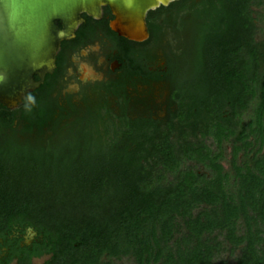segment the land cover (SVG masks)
<instances>
[{
  "label": "trees",
  "instance_id": "1",
  "mask_svg": "<svg viewBox=\"0 0 264 264\" xmlns=\"http://www.w3.org/2000/svg\"><path fill=\"white\" fill-rule=\"evenodd\" d=\"M104 22L117 81L61 105L62 52L22 105L0 106V264H264V0L160 7L140 48ZM126 85L149 105H126Z\"/></svg>",
  "mask_w": 264,
  "mask_h": 264
},
{
  "label": "water",
  "instance_id": "2",
  "mask_svg": "<svg viewBox=\"0 0 264 264\" xmlns=\"http://www.w3.org/2000/svg\"><path fill=\"white\" fill-rule=\"evenodd\" d=\"M176 1L0 0V106L16 110L53 74L61 43L75 37L81 15L99 20L107 8L113 33L143 43L149 38L147 14Z\"/></svg>",
  "mask_w": 264,
  "mask_h": 264
},
{
  "label": "flooded vegetation",
  "instance_id": "3",
  "mask_svg": "<svg viewBox=\"0 0 264 264\" xmlns=\"http://www.w3.org/2000/svg\"><path fill=\"white\" fill-rule=\"evenodd\" d=\"M81 17L84 22L81 23L75 32V37L71 40L63 41L61 43V48L56 58V67L52 74L54 75L55 71L57 70V60L60 54L63 52L66 57L63 71L60 73V76L57 79L55 78L59 94H54L55 97L61 101V105H66L68 102L71 105H78L83 98V92L87 91L88 95L92 97L94 96L92 93L93 88L98 86H107L112 82L117 81L123 74V62L119 59V48L112 42L110 38L107 37V35L97 23L105 21L104 23L110 30L109 23L113 19L110 11L107 8H103L102 17L99 20L92 19L86 15H81ZM89 19L92 21L90 24L94 28V33L89 36L90 38L87 37L88 40H85V42L80 45L76 46V44H71L77 39L78 32L83 26L87 25ZM116 36L119 37L118 35ZM143 43L135 44H138L136 47L140 48L141 46L139 45ZM143 60V58L137 57V61L139 63H143ZM35 80H37V77H35ZM125 92L127 94V99H129V102H127L126 105H149L150 103L147 100L144 101L145 96L142 94L144 93V87L126 85ZM105 95V93L101 94V96ZM135 97L136 99H141L142 102L139 103L138 100L136 101ZM106 98H108L110 105H124V103L115 96L110 95L109 97L106 96ZM23 101L20 105L23 104ZM138 111H145V107L138 106L137 112Z\"/></svg>",
  "mask_w": 264,
  "mask_h": 264
},
{
  "label": "rangeland",
  "instance_id": "4",
  "mask_svg": "<svg viewBox=\"0 0 264 264\" xmlns=\"http://www.w3.org/2000/svg\"><path fill=\"white\" fill-rule=\"evenodd\" d=\"M261 11H263V10H261V9L257 10L258 13H260ZM156 95H158V94L156 93ZM161 101L162 100H160V98H156L155 102L157 104H160ZM161 115H163L162 112H158L157 113V116H161ZM243 119H244V122L247 121L246 117H244ZM208 143H210V141ZM230 149H231L230 146L227 145L226 146V154H225L227 159H229V157H230ZM223 164H224L226 170H230V167H229V164L227 163V160H225ZM237 254H238V252H236L235 255H237ZM47 259H48V257H43L41 259H35V260H33L32 264H43L45 262V260H47ZM219 261L225 262L226 264H235L234 256L230 257V256H228V253H226V252H223L221 254V256L218 259H216L215 264H219ZM117 264H131V262L126 260V259H124L122 262L117 263Z\"/></svg>",
  "mask_w": 264,
  "mask_h": 264
},
{
  "label": "clouds",
  "instance_id": "5",
  "mask_svg": "<svg viewBox=\"0 0 264 264\" xmlns=\"http://www.w3.org/2000/svg\"><path fill=\"white\" fill-rule=\"evenodd\" d=\"M29 99H32V97H29Z\"/></svg>",
  "mask_w": 264,
  "mask_h": 264
}]
</instances>
